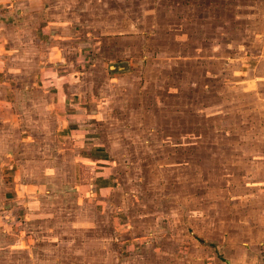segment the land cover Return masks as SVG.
Wrapping results in <instances>:
<instances>
[{"label": "rangeland", "instance_id": "1", "mask_svg": "<svg viewBox=\"0 0 264 264\" xmlns=\"http://www.w3.org/2000/svg\"><path fill=\"white\" fill-rule=\"evenodd\" d=\"M88 1L100 6L92 3L87 29L99 34L102 25L104 33L93 86L113 80L101 96L112 107L68 141L33 133L34 148L9 151L16 158L1 168L0 264H176L157 243L166 241L173 257L170 239L196 234V264H260L264 0ZM0 12L7 41L0 63L14 82V19ZM133 26L136 36L128 34ZM22 47L40 60L46 52L39 41ZM35 60L23 56V70ZM77 60L82 69L86 59ZM54 74L42 77L65 81Z\"/></svg>", "mask_w": 264, "mask_h": 264}, {"label": "crops", "instance_id": "2", "mask_svg": "<svg viewBox=\"0 0 264 264\" xmlns=\"http://www.w3.org/2000/svg\"><path fill=\"white\" fill-rule=\"evenodd\" d=\"M92 3L100 6L99 2L88 0H0V10L7 9L13 15H9L10 18L14 19L15 76L18 78L23 75L25 77L30 75L31 77L30 79L28 77L26 79L16 78L12 82L9 80V71L4 69L8 68V65L6 66L3 61L0 63V138H2V140L0 139V176H2L1 168L6 164H10L8 160L16 158L9 152L13 150V147L26 148L29 146L28 148H34L38 144L31 139L33 133H59V136L61 133L62 140L68 141L73 133L85 132V130L80 129V127L85 126V123L104 120L99 116L103 114V107H107L110 101L101 99V96L103 91L106 92L105 90L112 87L113 80L110 79L107 85L108 88L103 87V90H101L102 87L98 89V87L93 86L95 84L93 75L98 71L97 68L102 67L104 63L103 59H100V57L102 58L100 56L102 53L100 41H102L104 33L102 32V25L98 27V29H101V33L98 32L99 34H94L90 29H87L88 25L85 18L88 13L93 11ZM37 5L45 11V14L42 15V21H39L38 14L34 12ZM0 15L5 17L6 13L2 14L0 12ZM35 19L38 20L35 21ZM5 26L0 22V43L7 42L1 33ZM35 26H37V29H35ZM40 27L46 35H40ZM137 33L138 29L135 26L128 32V34L134 36ZM28 37L30 43L39 41L42 45L44 44L46 52L41 55L42 60L39 59L37 50L32 48L30 53L28 52L26 47L29 41ZM142 38L144 39V36ZM23 44L26 47L25 51H22ZM9 48L13 50L11 46ZM8 52L10 54L12 51L9 50ZM28 54L32 58L36 57V60L31 63L30 71H24L23 56H28ZM5 55L6 52L2 50L0 44V60H3ZM81 57L86 59V64L82 69H80L77 60ZM43 61H46V68L42 66ZM45 71H52L56 74V79H65V81L51 82L49 78L42 77ZM106 78L109 79V77ZM115 88L118 90L119 87ZM109 107H112V102H110ZM51 119L55 123L54 126L52 125L53 127L50 125L52 123ZM24 122L27 125L41 123L44 126L46 124L48 129L40 128V130L33 131L31 127L24 128ZM76 123L77 125H74ZM12 133L15 134L13 136L15 139L8 140V138H11ZM25 133H29L28 137L31 144L28 143V138H25ZM4 144L12 146H9L10 149H3ZM19 158L21 157L16 159L17 167L21 161ZM2 178L0 179V185L4 182ZM180 231V226H176L173 233L171 231V235L179 234ZM147 232H144V234L145 236L149 235L148 239L150 241L151 232ZM163 232L165 233L166 229L159 231V233ZM193 233L196 234V231H193ZM198 238H200L198 234L188 236V239L186 237L179 239L177 235L175 238H169L174 245L175 253L173 257L167 253L166 241L158 242L155 248L162 246L165 260H174L176 264H183V262L196 264L198 263V260L195 261L196 253L200 249ZM147 243L146 247H152V242ZM183 251H186L185 254L187 255L183 256ZM203 252L206 256L211 255L205 247ZM204 264H215V262L206 263L205 261ZM226 264H232V261H227ZM245 264H249V262L245 261ZM260 264H264L263 260Z\"/></svg>", "mask_w": 264, "mask_h": 264}, {"label": "built area", "instance_id": "3", "mask_svg": "<svg viewBox=\"0 0 264 264\" xmlns=\"http://www.w3.org/2000/svg\"><path fill=\"white\" fill-rule=\"evenodd\" d=\"M262 256H263V263H264V248H263V251H262Z\"/></svg>", "mask_w": 264, "mask_h": 264}]
</instances>
